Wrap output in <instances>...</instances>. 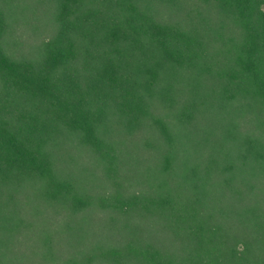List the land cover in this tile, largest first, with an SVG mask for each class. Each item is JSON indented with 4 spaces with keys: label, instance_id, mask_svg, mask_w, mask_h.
Here are the masks:
<instances>
[{
    "label": "trees",
    "instance_id": "16d2710c",
    "mask_svg": "<svg viewBox=\"0 0 264 264\" xmlns=\"http://www.w3.org/2000/svg\"><path fill=\"white\" fill-rule=\"evenodd\" d=\"M0 264H264V0H0Z\"/></svg>",
    "mask_w": 264,
    "mask_h": 264
}]
</instances>
